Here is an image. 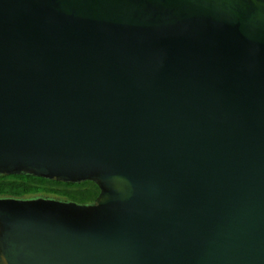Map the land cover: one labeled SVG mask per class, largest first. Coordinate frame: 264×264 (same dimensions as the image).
Instances as JSON below:
<instances>
[{
	"label": "water",
	"instance_id": "1",
	"mask_svg": "<svg viewBox=\"0 0 264 264\" xmlns=\"http://www.w3.org/2000/svg\"><path fill=\"white\" fill-rule=\"evenodd\" d=\"M0 264H264V0H0Z\"/></svg>",
	"mask_w": 264,
	"mask_h": 264
},
{
	"label": "trees",
	"instance_id": "2",
	"mask_svg": "<svg viewBox=\"0 0 264 264\" xmlns=\"http://www.w3.org/2000/svg\"><path fill=\"white\" fill-rule=\"evenodd\" d=\"M99 194V186L92 181L71 183L28 174L0 175V198L26 200L46 197L78 205H91L96 202Z\"/></svg>",
	"mask_w": 264,
	"mask_h": 264
},
{
	"label": "flooded vegetation",
	"instance_id": "3",
	"mask_svg": "<svg viewBox=\"0 0 264 264\" xmlns=\"http://www.w3.org/2000/svg\"><path fill=\"white\" fill-rule=\"evenodd\" d=\"M40 198V197H39ZM46 198V197H45ZM32 199H36V198H32Z\"/></svg>",
	"mask_w": 264,
	"mask_h": 264
}]
</instances>
